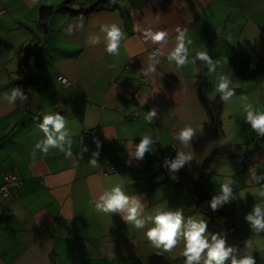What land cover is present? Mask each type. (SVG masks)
Returning a JSON list of instances; mask_svg holds the SVG:
<instances>
[{
  "label": "crops",
  "instance_id": "0c3cea01",
  "mask_svg": "<svg viewBox=\"0 0 264 264\" xmlns=\"http://www.w3.org/2000/svg\"><path fill=\"white\" fill-rule=\"evenodd\" d=\"M63 3L0 0V188L7 173L20 182L0 200V264H184L182 238L171 252L154 248L144 237L155 226L151 221L137 229L125 220L126 211L105 213L95 202L119 185L144 205L145 220L157 209H180L185 225L189 219L209 225L183 177L198 179L214 148L207 108L199 99L204 62L198 52L211 57L212 67L202 77L209 101L222 94V79L231 81L234 93L222 99L221 116L233 155L213 166L210 188L215 197L224 195L225 185L231 189L221 206L235 211L241 236L251 241L249 253L264 264V230L257 234L247 219L257 205L264 211V158L244 167L249 149L264 151V136L247 120L248 111L264 112V0H118L100 3L88 16L53 15L41 27V9ZM95 6L92 0H72L70 8ZM112 23L122 31L119 55L105 50L101 25ZM161 31L164 39L154 42L152 35ZM180 43L184 65L171 58ZM255 55L256 70L237 68L239 58L248 62ZM21 67L24 77L17 73ZM61 75L69 86L58 81ZM15 87L29 99L17 96L9 104L5 94L11 96ZM151 111L156 114L149 120ZM56 113L65 117V139L44 153L37 147L46 139L40 125L45 115ZM185 128L193 133L186 143L179 139ZM145 136L150 142L137 158ZM172 146V162L191 157L177 170L165 157ZM92 159L98 167L89 165ZM112 167L116 173L109 172Z\"/></svg>",
  "mask_w": 264,
  "mask_h": 264
},
{
  "label": "clouds",
  "instance_id": "9594fccd",
  "mask_svg": "<svg viewBox=\"0 0 264 264\" xmlns=\"http://www.w3.org/2000/svg\"><path fill=\"white\" fill-rule=\"evenodd\" d=\"M117 2L118 0H109L110 4H116ZM79 27L82 29L83 24L81 23ZM101 31L106 33V52L109 55H119L120 39L122 36L121 28L116 23L102 24ZM71 34L72 32L70 31L69 35ZM165 35L166 32L161 31L152 35V39L154 42L161 41L164 39ZM179 39L182 41L183 35H181ZM95 42L98 43V41ZM184 52V45L180 43L174 53H172L171 58L175 59L178 65H184L187 63V58L183 55ZM196 55L198 59L207 61L211 64V57L206 52H198ZM150 70L155 71L154 68ZM230 83L231 81L222 79L221 83L218 85V92L224 93L222 96L224 100L234 94L233 91L229 90ZM11 93V96L5 94L9 104L14 105L17 96H20L21 99H27L18 87L11 89ZM155 114V111L149 112V120L154 117ZM247 120L259 135L264 136V112L253 113L252 111H248ZM65 123V117L60 113L45 115L44 122L40 127L45 133L46 139L42 142V145L37 144V147H42V151L47 153L49 147L60 146L66 135L65 132L61 131ZM49 125L52 126L51 130L49 129ZM192 134L191 128H185L181 131L179 139L186 143L191 139ZM149 142V137H142L141 143L137 146L135 152L137 158H143ZM97 147H100L99 143H97ZM70 154L69 151L67 155ZM98 155L99 153H94V156ZM190 158L191 157L181 155L177 160L171 162V169H179L184 164L185 160ZM89 165L91 167H98V161L92 159ZM230 192L231 189L225 185L224 195L222 197L213 198L210 203L213 212L218 209V206L221 205L223 201L228 199ZM260 194L264 195V192ZM95 207L97 210L105 213L126 211L127 215L125 216V220L133 224L137 229L144 228L147 221H151L155 226L149 228L144 233V237L154 248L162 247L164 251L171 252L176 248L178 238H182L184 241L182 255L186 258L184 264H193L194 261L198 262L205 250H207V260L205 264H224V261L235 250L231 245L226 247L227 241L220 236L219 233L211 234L209 239L206 235L208 233V223L204 219H201L199 222L189 219L188 223L185 225L184 216L180 209L175 211L157 209L155 215H150L147 220H145L143 218L145 210L144 205L134 196L125 194L119 185L113 187L110 192L100 196L98 202H95ZM247 219L252 221V227L255 228L257 234H259L261 230H264V211H262L259 205L255 208V214L249 215ZM244 244L245 251H247L248 247L251 245V241L245 240ZM232 264H256V261L255 258L249 254L242 256L240 259L233 257Z\"/></svg>",
  "mask_w": 264,
  "mask_h": 264
},
{
  "label": "trees",
  "instance_id": "16d2710c",
  "mask_svg": "<svg viewBox=\"0 0 264 264\" xmlns=\"http://www.w3.org/2000/svg\"><path fill=\"white\" fill-rule=\"evenodd\" d=\"M96 6L94 8H86L84 11H73L70 7L72 5V0H64V3L60 7H43L40 12L39 25L45 27L48 19L56 14H66L69 13L72 16H88L92 11H95L100 3H105L110 6L109 1H95ZM204 65L200 64L199 72V99L203 105L207 108V113L209 116V121L212 126L213 136H214V148L211 154L205 159L201 166V176L196 179L190 174H183L185 183L188 185L193 197L195 198L197 210L204 214L208 220V233L209 239L211 234L219 233L226 241V247L231 245L234 247V251L230 256L224 261V264H232V258L240 259L244 255H252L255 258L256 264H263V261L257 254L249 253V248L245 251L244 238L240 234V230L237 226L235 219V211L228 206H218V209L213 212L210 203L215 198V194L210 188V178L213 166L221 159L231 157L233 155V146L227 145L224 142V129L221 121V116L223 113L222 96L224 93L220 94L214 101H209L208 93L204 92V89L208 90L209 84L206 83L205 74L212 67L207 61ZM26 69L21 67L17 72L21 77L25 76ZM18 83L24 84V82L18 81ZM203 90V91H202ZM27 99H29V94L26 91L22 92ZM264 158L263 149L258 146L252 147L248 151V155L244 159V167L252 168L256 166ZM183 179V180H184ZM201 261L205 262L207 260V250L202 254Z\"/></svg>",
  "mask_w": 264,
  "mask_h": 264
},
{
  "label": "built area",
  "instance_id": "2783aa9c",
  "mask_svg": "<svg viewBox=\"0 0 264 264\" xmlns=\"http://www.w3.org/2000/svg\"><path fill=\"white\" fill-rule=\"evenodd\" d=\"M95 1H109V0H95ZM186 54V51L183 53V55ZM151 56L157 58L158 57V53L156 50L151 52ZM257 62H258V58L257 55L251 57L248 62H244L242 58H239L237 61V68L239 70H247V71H254L257 69ZM58 81L65 85V86H69L70 82L68 79H66L64 76H59L58 77ZM57 109H59L62 112H68V107L62 103H57L56 104ZM92 136L95 137V135ZM262 137V136H261ZM260 138V137H259ZM175 153H176V146H172L170 148V150L165 154V157L167 159L168 162H172V160L175 159ZM110 173H116V168L112 167L109 171ZM20 188V182L18 177L16 176V174L14 173H7L4 176V181H3V185L0 188V200H6L10 197L11 192L18 190Z\"/></svg>",
  "mask_w": 264,
  "mask_h": 264
}]
</instances>
